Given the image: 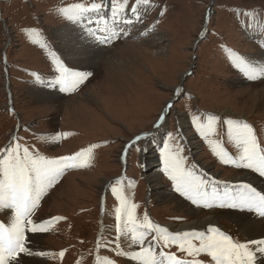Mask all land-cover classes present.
<instances>
[{
  "label": "rangeland",
  "instance_id": "obj_1",
  "mask_svg": "<svg viewBox=\"0 0 264 264\" xmlns=\"http://www.w3.org/2000/svg\"><path fill=\"white\" fill-rule=\"evenodd\" d=\"M209 2L149 0L151 6L141 5L137 16L131 12L136 0H127V7L114 24L113 0L0 1V157L9 145L16 143L49 159L72 156L94 146L90 154L86 152L78 161L86 166L65 168L52 186L46 188L31 219L37 225L51 223L45 231H26V246L33 255L21 254L23 264H32L34 246L46 253L40 255L38 264H92L95 258L97 264L105 260H112L114 264L138 262L117 254L118 251H139V246L130 247V240L121 237L117 248L116 208L120 202L112 192L113 187L122 190L129 202L138 206V221L147 213L152 222L175 233L193 229L184 226L214 214L219 217L218 224L207 221L200 230L214 225L241 242L251 240L237 223L238 228L223 216L239 218V209L193 204L175 191L173 181L164 172L163 153L167 145L169 153L182 149L185 167L208 181L209 191L218 186L217 190L223 192L222 186L241 182L257 189V183H264V177L251 169L224 164L209 143V140L220 141L230 154L238 155L228 140L224 123L232 119L251 125L264 147V76L250 80L233 62V56L238 55L253 68L260 69L259 62L264 65L261 57L264 55V0H216L207 33L194 49ZM76 3L86 7L101 4L98 12L88 13L91 22L85 21V25L77 22L79 27H95L101 38L109 33L98 29L107 27L118 33L111 42L96 41L89 45L92 53L88 47V53L84 52L88 55H81L80 60L70 58L73 50L60 35L62 28L77 25L61 11ZM123 3L124 0H117V4ZM33 32L38 35H32ZM4 51L8 76L4 72ZM94 53L95 58L89 60ZM53 56L72 71L90 75L74 89L61 91L55 83L59 73ZM99 56L109 57L97 64ZM190 71L183 84V96L171 110L163 144L148 152L150 160L140 158L143 144H134L127 155V178L109 184L102 213L104 228L98 238L102 186L121 173L120 151L135 135L153 128L182 75ZM8 89L19 121L9 109ZM43 100L46 102L41 103ZM210 116L219 118L216 134L205 139L193 123V117H199L206 124ZM18 124L20 129L16 131ZM165 127L164 122L163 135ZM213 210L216 212L211 215ZM9 220V213L0 211V222ZM151 239L148 236L146 245ZM163 250L175 253L180 259H192L175 245ZM156 251L159 253L160 248ZM198 258L206 264L210 261L203 254Z\"/></svg>",
  "mask_w": 264,
  "mask_h": 264
},
{
  "label": "snow or ice",
  "instance_id": "obj_2",
  "mask_svg": "<svg viewBox=\"0 0 264 264\" xmlns=\"http://www.w3.org/2000/svg\"><path fill=\"white\" fill-rule=\"evenodd\" d=\"M113 4L115 24L119 20V13L127 7V0H124L123 5H119L117 0H113ZM141 5L151 6L149 0H136L131 12L138 16ZM100 9L101 4L98 3H92L90 7H86L83 3H76L61 11L67 19L75 23L84 14L98 12ZM87 31L88 35L99 43L111 42L118 36L117 32L111 31L107 27L98 29V31L109 33L103 38L97 36L96 32L91 29ZM32 35L35 36L38 33L33 32ZM53 59L56 63V71L59 73L55 83L60 86L61 91L74 89L90 75L86 72L72 71L55 56ZM233 62L250 80L264 76V67L259 70L253 68L238 55L233 56ZM163 118L161 116V120ZM218 119L216 116H210L207 123L202 124L199 117H193V123L201 135L208 139L210 134H216ZM224 123L227 125L228 140L234 144L238 155L230 154L220 141L209 140L213 153L224 164H235L236 167L251 169L264 177V147H261L258 142L253 127L246 122L232 119H228ZM147 136L148 133L143 134V137ZM143 137L137 136L135 141ZM92 147L94 146L72 156H61L56 159H49L39 153H33L28 147L22 148L19 143L14 146L9 145L4 150L5 154L0 157V211L8 212L10 220L8 223L0 222V264H23L21 254L33 255L32 250L26 246L28 242L26 231L32 233L45 231L48 224L51 223L45 222L37 225L31 219L42 195L46 188L52 186L65 168L86 166V164H78V161L85 156L86 152L90 154ZM165 149L166 151L163 153L164 172L173 181L175 191L185 196L193 204H202L208 208L218 206L246 210L264 218V192L258 191L252 184L245 182L225 185L223 192L218 191L214 186L209 191V182L197 176L193 169L185 167V159L180 154L182 149H178L175 153H169L167 145H165ZM117 183L119 184L120 181ZM112 192L120 202L119 207L116 208L117 248H120L121 237L130 240V247L139 246V251H118L117 254L129 256L139 264H206L204 260L198 258L201 254L210 257L208 264H257L258 254L260 257H264V238L241 242L214 225H208L206 230L193 229L173 233L152 222L147 213L143 216L142 221H138L136 216L138 206L135 203H130L122 190L113 187ZM150 235L152 239L146 245L145 242ZM173 245L192 259H180L175 253L163 250ZM158 247L160 248L159 253L156 251ZM35 254L46 255L43 252ZM59 255L62 257L63 251ZM98 264H114V261H98Z\"/></svg>",
  "mask_w": 264,
  "mask_h": 264
},
{
  "label": "bare ground",
  "instance_id": "obj_3",
  "mask_svg": "<svg viewBox=\"0 0 264 264\" xmlns=\"http://www.w3.org/2000/svg\"><path fill=\"white\" fill-rule=\"evenodd\" d=\"M88 13H86V14H84V18H80L79 19V23L81 24V25H85V23L87 22L88 24H89V22H91V20H90V18L88 17L89 16V14L87 15ZM131 19H133V18H131ZM86 21V22H85ZM130 21V20H129ZM77 23V22H76ZM79 23H77V25L76 26H71V24H70V26H67V27H64V28H62L61 29V31H60V35L62 36V37H64V40H65V42L67 43V45H69V47H70V49H72L73 50V52L70 54V52H69V54H70V58H73L74 60H80L81 59V55H85L84 54V52L88 49V47H90L91 45H93V44H95L96 43V39L95 38H93L92 36H89L88 35V29H91L92 31H94V32H96V34H97V31H96V29H95V27H92V26H84V28H83V26H82V28L81 27H79ZM111 23H113L112 21H111ZM119 30V29H118ZM97 36H99L98 34H97ZM56 38V37H55ZM57 38H59V37H57ZM64 44V43H63ZM90 45V46H89ZM65 47V46H64ZM94 47V46H93ZM69 49V48H68ZM93 48H89V52H91V50H92ZM95 50V49H94ZM71 51V50H70ZM96 51V50H95ZM100 51V50H99ZM87 53H88V50H87ZM92 53V52H91ZM96 53H97V51H96ZM109 54V53H108ZM260 53H258V55H259ZM86 55H88V54H86ZM94 55H95V53L93 54V56L91 57L90 55V58H89V60H92V59H94L95 57H94ZM153 57H155V53H153ZM105 57V62L107 61V59H108V57H106V56H104ZM103 57V58H104ZM261 57H264V55L262 54L261 55ZM69 58V57H68ZM67 58V59H68ZM86 58H87V56H86ZM103 58H101V56H99V58H96V62H97V64H99L100 62V60L102 59L103 60ZM72 60V59H71ZM86 60V59H85ZM89 60H87V61H89ZM82 62V61H81ZM89 62H91V61H89ZM255 62H257V61H255ZM94 63V62H93ZM90 65H91V63H90ZM90 65H88V66H90ZM93 65V64H92ZM87 66V65H86ZM261 67H264V65L262 66V64L259 62V67L258 68H261ZM93 69H94V65H93V67H92ZM259 70V69H258ZM96 71V70H95ZM46 86H50V84H47ZM52 87V86H51ZM42 91H44V89L42 90ZM46 92V91H45ZM48 93H50V91L49 92H46L45 94H48ZM42 94V93H41ZM44 94V95H45ZM57 95V94H56ZM40 96V95H39ZM41 97V96H40ZM45 97V96H44ZM48 97V96H47ZM57 97L59 98V99H62V97H60V95H57ZM43 98V97H42ZM58 101V100H57ZM62 101H63V99H62ZM66 101V100H65ZM64 101V102H65ZM45 103L46 102V100H43L41 103ZM49 102V101H48ZM63 102V103H64ZM67 102V101H66ZM60 104V103H59ZM41 105H43V104H41ZM52 104H50V106H51ZM55 105L57 106L58 104L57 103H55ZM163 125H164V122H161V120L159 121V126L156 128V131H155V133H154V135H153V137L151 138V143H152V145L151 146H149V148H151V147H155V145H157V144H159L161 141H163V139L164 138H162V136H163ZM161 132H162V134H161ZM160 134H161V136H160ZM148 138H144V140H147ZM162 139V140H161ZM142 153H144V151H142ZM144 157L147 159V160H150L151 159V155L148 153V154H145L144 153ZM145 158H144V160H145ZM143 162V161H142ZM69 174V173H68ZM154 175V174H153ZM247 175V174H246ZM156 178V177H155ZM154 178V179H155ZM255 179V178H254ZM149 180V179H148ZM256 180V179H255ZM259 186H258V190L259 191H261V192H264V183L262 184V183H257ZM150 185V184H149ZM152 186V185H151ZM218 187V186H217ZM217 187L215 186V188L217 189ZM58 188V187H57ZM56 188V189H57ZM52 191V190H51ZM52 193H50V195H51ZM171 194V193H170ZM193 211L195 212V209H193ZM201 211H197V213H200ZM216 212V210H213V212H210V214L211 213H215ZM218 213H221V212H218ZM190 215V214H189ZM212 215V214H211ZM219 215V214H218ZM228 215V214H227ZM192 216V215H191ZM220 216H222V215H220ZM224 217H225V219H227L229 222H231V224H233L235 227H237L238 228V226L240 227V229L242 230V232L245 234V235H247V237L249 238V239H261V238H264V218H262V217H260V216H255V215H253L252 214V212L250 213V212H246V211H241L240 210V217L239 218H235V217H233V216H225V215H223ZM199 217H205L204 215H199ZM228 217H230V219H232V220H230ZM197 218V217H196ZM214 220V224L215 225H217L218 224V222H219V217L217 216V215H214L213 214V216H208L207 215V217L206 218H199V219H196V221H194V223H192L191 225L188 223L186 226H184V228H192V227H194L193 229H198V230H200L201 228H199L200 226H202V224H204L205 222H207V221H213ZM222 220V219H221ZM227 221V222H228ZM191 223V222H190ZM236 223H237V225H236ZM230 224V223H229ZM182 225V224H181ZM220 225V224H219ZM233 226V227H234ZM223 227V226H222ZM182 228V227H181ZM193 229H190V230H193ZM184 230H186V229H184ZM186 231H189V230H186ZM235 231V230H234ZM232 233H234V232H232ZM26 234V233H25ZM239 236H237V238H238ZM239 239V238H238ZM248 240V239H247ZM242 242H243V240H242ZM34 249L36 250V253H38V252H40V251H38L37 249H36V247L34 246ZM258 260H257V264H264V257H260L259 256V254H258ZM19 259V258H18ZM41 259V257H40V255L38 256V255H34L33 256V259H32V264H38L39 263V260ZM97 262V260H96V258H95V264H97L96 263ZM133 264H139L138 262H134Z\"/></svg>",
  "mask_w": 264,
  "mask_h": 264
},
{
  "label": "water",
  "instance_id": "obj_4",
  "mask_svg": "<svg viewBox=\"0 0 264 264\" xmlns=\"http://www.w3.org/2000/svg\"><path fill=\"white\" fill-rule=\"evenodd\" d=\"M1 1V0H0ZM215 3V0H210L209 2V6H208V9H207V12H206V15H205V18H204V23H203V29H202V32L200 33V35L198 36V38L194 41V49L197 48V43L199 42V40H201L203 37H204V34L206 33L207 31V21L209 19V15L210 13L212 12V7ZM3 24H5V21L3 20ZM3 55L5 56V52L3 53ZM195 55L193 56V59H195ZM3 64H4V71L6 72V69H7V62H6V59L5 57L3 58ZM191 71L190 72H186L182 75V78L180 80V83L176 86L175 88V91L172 95V97L167 101V103L165 104L164 108H163V111L161 113V116H163V120H161V117L154 123L153 125V128L150 130V131H145V132H142L138 135H135L133 139H131L126 145H124L123 147V150L121 151L120 153V162L122 164V172H121V175L120 176H117V177H114L113 179L111 180H108L105 182V184L102 186V192H101V207H100V218H99V223H100V227H99V232H98V238L100 237V233L103 229V219H102V213L104 211V194L106 193V190L109 186V184L113 181V180H117L119 179L120 177H123L124 175V172H125V159H126V154L128 153L129 149L136 143L142 141L145 137H143V134L144 133H148V140L144 142V147L147 148L149 147V143L151 141V138L153 136V134L155 133L156 131V128H157V124L159 125V121L161 120V122H165L166 123V127H165V130L168 128V122H169V115H170V112H171V108L173 107L174 103L179 99V97L182 95V90H183V87H184V81H185V78L187 75H190ZM6 76L7 73H6ZM7 85H8V82H7ZM8 88V86H7ZM177 89H179V91H177ZM17 116V120L19 121L20 118L18 117L19 115L16 114ZM137 136H142L143 138L138 140V141H135V137ZM133 141H135L133 143ZM130 145V146H129ZM143 166H144V163H143ZM97 238V239H98Z\"/></svg>",
  "mask_w": 264,
  "mask_h": 264
}]
</instances>
